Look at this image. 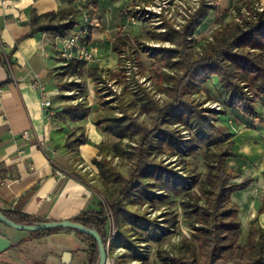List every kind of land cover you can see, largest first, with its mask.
I'll list each match as a JSON object with an SVG mask.
<instances>
[{"label": "trees", "instance_id": "trees-1", "mask_svg": "<svg viewBox=\"0 0 264 264\" xmlns=\"http://www.w3.org/2000/svg\"><path fill=\"white\" fill-rule=\"evenodd\" d=\"M77 9H71L65 13L47 12L43 14L32 13L29 20L31 33L36 31H48L54 36L65 38L68 30H73L77 25V17L81 9H87L90 5L94 7L96 0H83ZM130 6L126 7L128 18L146 21L139 13V6L148 0H132ZM257 0H237L234 3L235 13L222 15L218 20V26L203 41H197L194 33L199 28L209 11L213 9L210 0H199L197 8L190 13L179 28L169 24H163L164 31L150 32V37L158 43H168V46L158 45L150 48L148 58L152 64L148 68L149 76L156 84L165 81L170 82L169 100L159 104L156 100L148 97L152 104L154 115L150 127L138 122L134 116L127 115L124 106H119L120 115L112 112L116 106L111 105L108 99L109 93L106 81L103 77L108 74L111 79L121 76L124 79L125 67L120 63L116 72L103 70L98 67H90L86 74L90 76L94 84V92L98 98V106L102 110L96 115L94 123L115 140L110 144L101 146L100 158H93L92 163L97 167L98 173L109 177L117 185L118 194L107 203L113 221V238L108 243V212L107 206L100 201L97 209L83 210L71 221L84 225L89 229H96L103 240L106 251L113 242L117 241L123 232L118 228L119 217L129 214L124 206L127 197L136 195L148 198L151 193L165 198L162 189L169 191H182L192 183L185 175H178L176 171L166 168L153 156L161 152V145L166 144L170 149L179 148L181 139L176 136L169 125L172 123H183L187 126H195L199 137L194 135L195 141L186 143L187 153H194L198 145L217 144V149L211 153L207 161V172L205 179L200 182L199 189L205 196L204 203L198 201L196 192H187L182 202L186 214L193 215L192 234L197 247L190 246V255L183 256L181 253L170 254L168 251L159 250L158 260L162 264H264V230L260 227L257 219L249 223L246 238H242V230L238 217V207L231 200V193L248 185L250 179H244L240 183H234L231 179L235 173L231 171L225 162V158L232 154V141L228 139L225 132L226 124L231 119L246 117L249 120L261 118L264 109V10L256 11L254 4ZM247 7L251 10L250 17H241L240 10ZM240 21H235V17ZM91 27L83 39L88 45L91 41ZM134 40L138 41V37ZM132 45V40L127 35L117 34L111 41V50L115 51L119 58ZM141 74L145 69L138 58H132ZM84 61L73 58L67 60L63 66V74L70 76H83L82 67ZM172 73H165L163 69ZM212 77L220 92H224L215 100L214 93L207 91L209 98L217 103L218 112L207 115L208 109H196L191 101L183 94L184 86L193 88H204L205 83ZM103 84V85H102ZM155 84V85H156ZM107 86V87H106ZM210 100V99H208ZM81 103L74 108L77 111ZM214 117V118H213ZM213 118V119H212ZM222 135H216L213 132ZM220 130V131H219ZM225 138H224V137ZM133 141L130 149H125L122 141ZM85 137L72 140L65 139L68 143H85ZM110 149L113 157H120L121 152H127L133 165L127 175L115 169L107 160L108 153L104 149ZM174 152V151H173ZM4 168L0 164V172ZM154 181L161 184L152 191ZM189 182V183H188ZM186 185V186H185ZM163 187V188H162ZM159 191V193H156ZM1 212L7 218L19 224H39L45 221L38 217L27 215L13 210ZM264 213V197H262L259 208ZM134 215L133 213H131ZM145 220L144 217L135 215ZM137 219V220H138ZM151 221L146 220L143 229ZM116 228V230H115ZM72 231L75 236L87 244L86 262L84 264H98L99 253L95 239L73 228H54L49 230L30 231L32 236H41L57 231ZM153 230V229H152ZM164 228L160 227V233L164 234ZM152 231L150 236L157 240ZM126 243L124 242L123 245ZM108 245V246H107Z\"/></svg>", "mask_w": 264, "mask_h": 264}, {"label": "crops", "instance_id": "crops-1", "mask_svg": "<svg viewBox=\"0 0 264 264\" xmlns=\"http://www.w3.org/2000/svg\"><path fill=\"white\" fill-rule=\"evenodd\" d=\"M236 1L210 0L213 9L198 26L194 38L203 41ZM257 1L264 6V0ZM78 5L79 0H0V164L4 168L0 172V209L45 222L71 220L83 210L99 207V195L87 174L97 169L92 161L100 158L101 146L114 140L94 123L96 104L69 94L76 89L75 80L82 77L94 91L93 81L86 74L90 67L106 73L117 71L119 56L110 46L114 37L122 33L112 36L115 28L103 24L92 28L91 41L85 46L92 58L83 60L80 77L63 74L67 60L61 56L60 46L64 38L48 31L31 33L29 20L33 12L68 13ZM80 17L79 14L78 25L68 32L78 31ZM103 75L108 81L115 80ZM34 81L41 85L50 107L42 106L43 96ZM216 86V78L212 77L204 89L211 91ZM78 103L81 106L76 111ZM261 110V118H231L225 127L232 141V154L225 158L235 173L231 181L250 179L246 187L230 196L238 207L244 239L253 219L264 230V213L259 211L264 197V109ZM78 137L87 141L65 144V139ZM0 234L12 241L9 249L0 254V264H63L64 251L72 254L68 264L86 262V246L68 230L37 237L26 231L17 233L0 223ZM53 238L60 244L52 242ZM112 261L107 251L106 264Z\"/></svg>", "mask_w": 264, "mask_h": 264}, {"label": "rangeland", "instance_id": "rangeland-1", "mask_svg": "<svg viewBox=\"0 0 264 264\" xmlns=\"http://www.w3.org/2000/svg\"><path fill=\"white\" fill-rule=\"evenodd\" d=\"M130 1L132 0H96L94 7L90 5L87 9H84V11L86 12L88 19H95L91 24V29L97 24H103L115 28V30L111 32L112 36L117 32H121L132 40V45H130V47L127 48V51L121 55V58H118L120 63H123V66L126 65L127 61L130 59L138 58L142 67L145 69V74L139 72L141 77L137 78L134 76L128 82L121 76L117 75L114 81L109 80L112 86H109L106 83L108 89L105 91L109 93L108 99H111V105L116 106V108L112 112H104L120 115L119 106L122 105L124 106L127 115L134 116L138 122L150 127L154 112L152 110V104L148 101V97L156 100L159 104L169 100L170 82L165 81L159 85L148 75L149 73L146 71H148V68L152 64V59L148 58V52L151 47L158 45L168 46L169 44L158 43V41L150 37V34L147 33V31H160L156 27L163 24L173 26V22L168 19L167 15H162L163 20L160 25H156L158 22H155L153 21L154 19L150 18L146 21L130 17L128 18L126 15V7L130 6ZM83 2L84 1H81L79 4ZM134 7V9H139L138 11L140 14L142 13L139 8L141 5H139V7ZM109 16L111 17L110 19ZM79 21V25L83 23L82 17H80ZM135 37H138V41L134 40ZM84 38L85 36L83 38L78 37L77 39L80 44L86 46L83 42ZM78 60L82 61L84 59ZM163 70L167 74L172 73L166 68ZM75 83L77 84L76 89L69 95L73 98H79L84 101L91 100L94 105L96 104V118V115L102 110L97 104L98 98L94 94V91L92 90L91 92L89 90L90 88L87 85L86 77L75 80ZM211 91L216 97L215 100H219V97L221 96L220 93L222 92H220L218 86L214 87V90ZM157 93H159L161 97L157 96ZM183 94L188 98V101H191L196 109L203 108V110H211L206 113L207 115L219 111V106H217L215 100L209 98L207 91H205L202 86L200 89L191 86H184ZM231 118H234V116L231 115ZM194 127L195 126L184 125L183 123L170 124L169 129H172L175 135L180 137L182 141L181 146H179V148L170 149L166 144H162L160 149L161 152L152 157L156 161H160L166 168L176 171L178 175H185L190 178L192 183L188 182L189 184L187 185L186 191H169L167 189H162L161 193L165 194V198L158 197L156 194L151 193L148 198L133 195L125 199L124 206L129 211V214L119 217L118 228L123 232V235L109 246L108 253L113 259L112 264H162L158 260L157 254L159 250L163 249L170 254L181 253L183 256L187 257L191 252L189 247H197L194 239L191 237L194 217L193 215L186 214L182 202L186 198V193L192 191L197 193L198 201L204 203L205 196L200 191L199 184L206 177L207 161L210 160L211 153L217 149V144L211 143L208 146L203 144L198 145L194 153L188 154L186 152V143L189 140L197 142L194 135L199 137V133L196 132ZM220 133L221 134L214 132L216 135H222V132ZM112 139L114 138L112 137ZM114 140H112V142ZM112 142L110 141V143ZM132 142L133 141L123 140L122 145L125 149H130L129 147L134 145ZM105 151L109 152L107 160L110 157L109 161L114 165L115 169L122 172V174L127 175L133 165V161L128 157L127 152H121L120 157L112 158L113 152L107 148L104 149V152ZM98 172V169H96L91 173L89 172V175L87 174V176L92 179V186L99 195L100 201L107 206V203H110L118 194L117 185L108 176L105 177ZM153 182L154 187H151L152 191L158 188L159 185L161 186L159 182L154 180ZM156 193H159V191ZM107 212L109 214L107 225L109 229H111L113 227V221L108 206ZM137 214L144 217L145 220L141 218L138 219V217L136 218L135 215ZM146 220L151 222L147 223L148 225L146 226V229H143ZM160 227L165 229L164 234L160 233ZM3 228L5 229V227ZM14 231L17 233L21 232L16 229H14ZM152 231L155 232L153 235L157 237V240H154L150 236ZM52 242L60 244L56 238H53ZM124 242L126 243L125 245H123ZM83 244L87 249V244L84 242Z\"/></svg>", "mask_w": 264, "mask_h": 264}, {"label": "built area", "instance_id": "built-area-1", "mask_svg": "<svg viewBox=\"0 0 264 264\" xmlns=\"http://www.w3.org/2000/svg\"><path fill=\"white\" fill-rule=\"evenodd\" d=\"M80 1L83 0H79V2ZM198 4L199 0H148V2H142L140 4L141 7H138L141 9V15H143L142 17H144V19H154L153 21L158 22L156 25H160L163 20L162 15H167L168 19L173 22V27L179 28L180 25L184 22V20L190 15V13H192L197 8ZM254 8L256 9V11L264 10V6L260 5L259 3H255ZM230 12L235 13L234 5L231 7ZM240 15L241 17H250L251 10H249L247 7H242L240 10ZM81 17L83 23L79 25L78 31L75 33L67 32V36L63 39L61 43V56H63L66 60H70L73 58L89 60L92 58L91 52L88 51L84 45L80 44L77 38H83L87 35L88 28L89 26L91 27V24L94 22L95 19H88L84 9H81ZM234 19L235 21H240V17L238 16H236ZM156 28L160 31H164L162 25ZM124 67V79L127 82L134 76L137 78L141 77L136 63L131 59L127 61ZM104 79L109 86H112V84L105 77ZM33 84L39 89V94L43 96V99L41 101L42 106L47 108L50 107V100L44 98L45 92L42 90L41 85L37 81H34ZM157 94V96L161 97L159 93ZM48 114H50V111H48ZM23 136L27 137L28 133L24 132ZM80 166L82 167V165ZM112 228L108 231V243L113 238L114 230Z\"/></svg>", "mask_w": 264, "mask_h": 264}, {"label": "water", "instance_id": "water-1", "mask_svg": "<svg viewBox=\"0 0 264 264\" xmlns=\"http://www.w3.org/2000/svg\"><path fill=\"white\" fill-rule=\"evenodd\" d=\"M0 223H2L3 225L7 227H10V229L13 228V229L24 231V232L25 231L26 232L37 231V230L38 231L39 230H49V229L60 228V227L82 230V232L91 235L97 242L98 253H99L98 264H106L107 251L103 244V240L101 236L99 235V233L96 231V229L86 228L84 225L71 221V220L42 222V223L33 224V225H29L25 223L19 224V223L12 221L10 218H7L6 216H4L1 210H0ZM11 244H12V241L9 238L0 234V254L8 250ZM71 257H72L71 252L64 251L61 256L62 263L63 264L70 263Z\"/></svg>", "mask_w": 264, "mask_h": 264}]
</instances>
